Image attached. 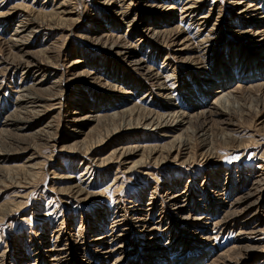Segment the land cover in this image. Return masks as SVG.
<instances>
[{"label":"rangeland","instance_id":"rangeland-1","mask_svg":"<svg viewBox=\"0 0 264 264\" xmlns=\"http://www.w3.org/2000/svg\"><path fill=\"white\" fill-rule=\"evenodd\" d=\"M107 1L0 0V134L4 133L3 138H0V144L4 145L5 150L12 151L15 145L26 149L12 151V153L11 151L0 153V159L3 160H0V167H26L27 169V171L15 170L17 174L14 173V175L17 177L12 180L7 178V184L4 180H0V210L5 204L10 205L14 210L12 213L5 212L6 216H2L4 212L0 211L2 213L0 214V257L4 253L7 257L4 264H26L24 261H28V264H48L46 256H41L42 249L45 247L42 246L43 240L41 239L47 236L44 244L46 241H57L55 230L58 231L60 228H63L64 232L63 237L59 236L60 243H65L69 233L73 234L76 231L80 235L82 232L77 239L80 244H84L86 241L83 242V240L88 239L85 243L86 249L83 251L72 247L73 250L75 249L74 254L83 255L90 264H104L100 257L98 258L99 254L97 256L94 244L89 243L93 237L108 236L113 242L114 250L121 246L122 241L117 238L121 231L140 225L136 220L137 216H134V213L129 214L132 211L127 210L129 202L132 203V207L134 205V207L143 206L145 210L151 209L147 213L149 215L147 228L149 234L154 233L153 237L160 239L157 244L162 248L161 251L164 254L161 257L164 256L166 261L179 257L182 260L180 263L192 259L188 263L191 264L194 259L200 257V253L196 251L202 246L214 247L220 250L217 253L221 254L231 246L245 244L256 249L253 254L244 257L246 262L264 264L262 250L264 249V237L259 239L260 236L255 238L247 234L240 235L246 215L242 217V221L221 222L225 204L240 197L241 193L246 192L250 184L264 173V89L261 88L258 91L259 88L254 86L261 82L264 84V80H247L250 75L257 73L259 75L263 71L251 73L255 64H249V66L247 64V68L242 73L244 67L239 66V70L236 67L237 62L234 67L226 66L229 69L227 72L224 71L225 73L220 69L233 56H239L237 61L247 56L252 63V59L258 58L257 55L260 53H262V60L259 63L264 66V50H260L262 46L260 43L264 42V28L254 26L258 18L264 17V0H144L143 5L137 8L138 12L130 17H135V14L142 16L143 21L139 23L141 26L137 25L133 28L135 32L131 31V27L130 29L127 27L128 23H123L119 27L120 25L111 22L114 13L108 9ZM129 1L124 4V8L129 7ZM137 1L133 0V4L135 5ZM62 3H65L67 11L73 13L70 17L72 20H68V23L60 22L57 16L51 17L54 7ZM242 7L257 8L259 11L243 16L239 14ZM206 15L209 19L208 24L205 27L198 25L199 22H205L199 19ZM160 16L166 17L168 23L173 19L172 25L156 28L157 31L161 30L160 40L156 41L148 35L145 38L140 37L141 33H145V29L151 26L150 22L154 25L158 23L155 18H160ZM26 22H29V26L34 24V28L29 29L25 37L28 43L32 44L29 51L34 60L42 64V72L45 74V78H41L43 85L41 87L37 85L38 90L30 93L36 101L43 100V105L49 109H42L40 119H30L27 115L24 116L21 111L24 106L18 100L25 96V93L27 94L24 87H33L34 83L39 82L36 80L38 75L36 77L33 71L23 74L21 67L14 69L10 66L8 68L7 63L2 64V60L11 62L8 59L12 55L20 56L19 51L11 49L12 43L7 42L18 39L16 33ZM259 29L262 34L253 35ZM32 30L35 34L28 38L27 35ZM164 33L175 34L174 38L178 36L179 41H187L184 47L190 57L196 55L195 52L200 42L209 40V43H206L208 54L202 57L205 58V63L198 65L195 62H182L179 61L180 59L171 58L170 62L172 65L176 64L174 68L177 70L172 67L167 68L169 59L164 54H174L177 47L172 46L173 42L166 46L169 39L167 35H163ZM104 35L109 38L110 44L106 45L98 41ZM111 35L115 39H122L120 42L125 46L118 42L119 47H113ZM115 39L114 41H117ZM256 41L260 43L257 44ZM44 50H49L50 53L47 54V51L40 53ZM161 54L163 57L157 59ZM131 56L134 57L131 60L143 58L146 60L147 67H152L156 72L161 70L159 73L163 74L162 77L170 78V80L167 83H163V80H150L143 74L128 68L131 60L127 62L117 58ZM77 62L81 64L78 65ZM111 64L114 68L117 66L119 68L117 70L121 72L125 71L121 70L122 68H128L130 71L125 75L121 72L108 74L107 70L111 68ZM48 66L52 67L51 72L48 71ZM201 70L205 72L202 73ZM98 71L100 73L96 75ZM86 72L93 73L95 79L84 82L81 74ZM225 74L228 78L236 79L242 76L241 80H236L235 82H238L228 91L239 89L236 92L238 93L236 108L241 110L244 118L231 121L228 116L222 114L212 117L213 121L209 129L213 130L214 147L218 149L216 153H212L215 154L213 158L211 152L200 149V141L194 138L192 142L188 141L189 144L191 143L190 148L182 147L178 159H176L175 151L170 155L164 152L161 157L156 155L150 158L145 167H135L134 171H126L127 168L117 157L114 160L102 162L114 149L133 148V146L162 148L178 138L181 133L179 131L176 133L172 127H166L161 130H148L151 131L148 139L122 142L123 136H133V134L146 132V130L127 129L125 124L117 122L109 127L110 131L114 132L120 129V126H123L124 130L113 135L109 142L104 144L108 140L106 139L108 133L104 132L106 126L99 125L93 117L86 116L102 118V116L113 115L122 110V108L117 111L109 110L113 108V105L116 106L114 102L107 110L95 112L96 103L99 101L98 103L102 104L103 99L111 94L112 88L118 89L112 90V93H118L121 89L130 93V95H123L125 101H130L129 108L135 104L140 109H145L146 112L151 111L155 115L163 116V114L178 112L179 108L185 105L183 111L193 116L194 113L207 111L212 106V110L222 111L219 106L211 105L214 102L211 97L208 102L197 105V109L191 111L189 109L196 105L193 104L196 100L188 101L186 98L196 96L197 87L201 86H204L202 88L205 89L203 91L205 94L211 80L217 83L216 86H221L219 84L225 79ZM127 76L130 78L127 81L134 80L135 82L133 81L131 85L125 84ZM54 85H59V88L51 91ZM251 87L253 89H250ZM20 90L22 92H19ZM40 90L42 91L36 94V91ZM53 93L57 94L56 98L50 97ZM170 93L173 94L172 97L165 100L164 96ZM41 97L48 98V100L41 99ZM30 101L32 99L27 102ZM127 101L125 104L128 105ZM167 104L174 106L175 110L165 108ZM26 105L32 106V103ZM35 105L41 104L36 103ZM76 105L81 108V111L75 110ZM15 107L16 110H14ZM44 110L47 111L46 114ZM19 111L20 116H24L26 120L15 118ZM86 119L90 120L85 122ZM219 122L220 125L223 122L225 124L231 122L229 132L234 134V144L237 143L233 144L234 147L221 144V127L216 125ZM98 125L103 134L102 137L106 139L102 145L97 144L100 140L97 134L94 136L90 134V130L94 128L97 130ZM38 133L40 134L37 135ZM190 135L191 133L186 138L183 137L182 141L189 140L190 138H187ZM21 136H36V138L29 137L24 143ZM41 140L44 146L35 151L32 142L40 143ZM73 147L75 150H72ZM89 147L93 149L87 156L86 151ZM139 155L141 156V153L134 154L126 165L133 166L134 164L130 163L138 162ZM185 160L187 163L183 164ZM32 166L36 168L30 169ZM15 171L12 170L10 173ZM215 172L220 175L218 181L220 186L226 189L224 197L216 195L218 184L215 185L217 181L214 182ZM212 183L215 186L211 185ZM74 186L84 191L81 197L65 192L67 188ZM167 187L173 195H184L188 198L187 209L191 215L190 220L200 219L198 222L192 220L190 228L184 222L178 225L180 221L171 220L167 212L159 218L162 208L160 196ZM154 189L158 193L157 200H151L154 196ZM150 202L152 204L148 206ZM124 208L129 211L125 214L128 220L126 218L120 220L121 210L123 211ZM248 219L251 220V217ZM151 227L156 229L150 230ZM136 230V232L131 230L133 233L131 232L130 237L132 238L124 251L127 257L121 260L120 264H146V260L150 262L149 260L152 259L148 256L155 254L152 249L149 250L153 246L145 244V239L138 236V229ZM189 230L193 233L189 234ZM210 237L217 239L212 241ZM194 253L195 256L191 257ZM252 257L254 260L248 259Z\"/></svg>","mask_w":264,"mask_h":264},{"label":"bare ground","instance_id":"bare-ground-1","mask_svg":"<svg viewBox=\"0 0 264 264\" xmlns=\"http://www.w3.org/2000/svg\"><path fill=\"white\" fill-rule=\"evenodd\" d=\"M128 1L129 0H110V1L108 0L107 1L108 2L107 6H108V9L113 11V13H114L113 18L111 19V22L113 24L114 23L118 24V25H120L119 27H121L122 26L121 24L128 23L127 27H129V29L131 27V31L135 32V30H133V28H136L137 25H140L139 23L143 21L142 16H139V15L135 14V17H133V18H130V17L135 12H138L137 8L141 7L143 5L144 0H138L135 5L133 4L134 3L133 0L129 1V3H128L129 7L126 9V8H124V4L127 3ZM236 2H238V1H236ZM65 3L60 4L56 8L54 7L53 14H52L51 17L57 16V17L60 18L59 19L60 22L68 23L67 21L71 19L70 17H71V15L73 13H71L70 11L66 10ZM237 4L238 3H236V5ZM243 7H245V6H243ZM243 7H242V9L239 12V14L243 15V16H245L246 14L247 15H251L252 13L259 11V9H257V8L252 9V7H250V8L246 9V8H243ZM127 10H129V11H127ZM43 15H45V13ZM60 16H62V17H60ZM161 16H160V18H155L156 21L158 22V23H155V25L152 24V22H150L152 27L149 26L147 29H145V33H141L142 36L140 35V37L145 38V36L148 35V36L152 37V39H155L156 41H159L160 40L159 36H161L160 35V31L161 30L157 31L156 28L160 29L162 27H168L169 25L173 24L172 23L173 19L168 23L166 21L167 18L166 17H161ZM63 18H65V19H63ZM199 20H201V21L205 20V22H203V23L199 22V24H198V25H201L203 27H205L208 24V21H209L207 15L204 18H201ZM256 21H258V22H256V24L254 26H256L257 28L260 27V29H263L264 28V17H260ZM21 26L22 27H20L19 31L16 33V36H17L18 39L16 41H12L11 40V41L7 42V43H12L11 49L14 48L17 51H19L20 56L19 57L16 56L17 54L15 56L12 55L8 59V61L10 60L11 62L8 63V62L2 60V64L4 65V63H7L6 66H8V68L10 66V67H14V69H17L18 67H21V70L23 69V72H22L23 74H28V72L33 71L35 76L38 75V77L36 76L37 77L36 80L39 81V82L37 84L34 83L33 87H28V88L24 87L25 90L27 91V94L25 93V96H23L21 99H18V98L17 99L20 102H22L21 104H23V106H24L23 110H21L23 112L24 116L27 115L30 119H34V118L35 119H40L42 117V116H40L41 113L43 112L42 109H44V108L47 109L46 105H43V103H42L43 100L36 101L35 98H33L30 95V93L33 90H38V88L43 85L42 84L43 80H41V78L42 77L45 78V74L42 72V64L38 63L36 60H34V57L32 56L31 51H29V49L31 48L32 44L28 43L29 42L28 39L25 38L26 37V32H28V30L31 29L34 26V24L29 26V22H26L25 24H23ZM260 29L257 30V32H255L253 35L262 34V32H260L261 31ZM34 34H35V31L32 30L27 35V37L29 38L30 36H32ZM163 35L164 36L167 35V39H169V40H167V43L165 42V39H164V42L166 43V46L173 42L172 46L173 47L174 46L177 47L174 50V52H173L174 54H164V56L166 55V57L169 59L168 60V64L169 65H167V68L172 67L173 69L177 70L176 68H174L176 66V64L175 65L171 64V62H170L171 58H173L174 60L180 59L179 61H182V62H191V63L195 62L198 65H203L205 63V61H204L205 58L203 59L202 57H206L207 54H208V51H206V49H207L206 43H209V40H206V41L204 40V41L200 42V45L197 46V51L195 52L196 55L190 57V56H188L189 53H186V48L184 47V45L187 43V41H183V42L179 41V37L178 36L176 38H174L175 34L172 35L171 33L170 34L169 33H167V34L164 33ZM105 36L106 35L102 36L101 37L102 39H100L98 41H102L106 45H108V44H110V40H109V38H106ZM110 38L112 40V46L113 47H119L120 43L122 44V46H125V44L120 42V41H122V39H119V38L115 39V38H113L112 35L110 36ZM114 39L117 40V41H114ZM20 41H21L22 44L20 43ZM118 42H120V43H118ZM255 43L259 44L260 42L256 41ZM126 44H128V43H126ZM260 45L263 46V47L261 46L260 50H264V42L263 41L260 43ZM28 46H30V47H28ZM126 49H123V50H126ZM194 49H196V47ZM49 50L40 51V53H42V52L45 53L47 51V54H49L50 53ZM162 55L163 54L159 55L157 57V59L158 58L161 59V57H163ZM260 55L258 54L257 55L258 58H255L254 60L252 59V63H251V60L247 56L245 58H243V59H239V61H237L239 56H237V57L233 56V58L231 60H228V63L223 64L222 68H220V69H222L223 72L224 71L227 72L229 68H226V66L234 67V66H236V62H237V66L236 67L239 70H240L239 66L244 67L243 70L241 71L243 73L245 71V69L247 68V66H246L247 64H248V66H249V64L250 65L255 64L254 68H253V71L251 73H253L255 71H258V72H262L263 71V73L262 74L260 73L261 75L260 74L257 75L258 73L257 74H253L252 76L250 75L249 77H247V80H249V81H257V80H261V79L264 80V66L260 65V63H259L260 60H262V53H260ZM47 57H48V55H47ZM229 57H231V56H229ZM25 58H27V59H25ZM117 58H120V59L128 62V61L131 60V58H134V57L131 56V57H117ZM167 58H166V60H167ZM145 62H146V60H144L143 58H137L135 60L132 59L130 61V65H129L130 67H128V68L130 70L138 72L139 74H143L145 77H147L150 80H156V81L163 80V83H167V81L170 80V78L167 79V77H166V79H165V78L162 77L163 74L159 73L161 70L159 72H156V70H154L152 67H147ZM240 62H243V63H240ZM76 64L79 65L81 63L77 62ZM118 67H120V66H118ZM50 68H52V67L48 66V71L51 72L52 70ZM128 68L127 69L126 68H122L121 70H125V71L121 72V71L117 70V69H119V68H117V66L114 68L112 66V64H111V68L109 70H107L108 71L107 73L108 74H110V73L119 74L121 72V73H123L125 75V74H127L128 71H130ZM161 69H162V67H161ZM204 69H206V67ZM204 72L205 71H202V73H204ZM98 73H100V72L99 71L96 72V75H98ZM238 74H239V72H238ZM81 76H82L81 78H84L83 79L84 82H86V80H89V81L92 80L93 81L95 79V76H94L93 73L86 72V73H82ZM213 77H215L214 74H213ZM213 77H212V79H213ZM224 77H225V79L222 82H220V84H219L221 86H219V87L216 86L217 83L215 84L214 83L215 81L211 80L209 82L210 86H207V90H206L207 92L205 94H203V91L205 90V89H203L204 86H201V87H197V91L195 92L196 96H194L193 98L192 97L186 98L188 101H191V100L193 101V99L196 100L195 102H193V104H196V105L192 106L193 108L190 107V109H189L191 111H193L194 109H197V107H198L197 105H199L201 103H204L205 101L208 102L210 100V97L214 100L213 104H211V105L219 106L222 109V111H219V109L212 110L213 109V106H212L207 111L203 110L202 112L194 113L193 116L191 114H186L187 112L183 111L185 105H184V107H182L183 109L180 107L178 112H172V114L169 113L167 115L163 114V116L155 115V113L153 114L151 111L150 112L149 111L146 112V111H144L145 109L142 110L135 104L132 105V107L129 108L128 106L130 105V101L126 100L129 104L128 105L125 104L126 101H125V97H123V95H126V94L130 95V93L129 92H125L122 89L119 90L118 93H116V92L112 93L114 90L115 91L118 90L116 88L115 89L112 88L113 91L110 90L111 94H109V96H107V97L104 96L105 98L103 99L104 101L102 102L103 105L99 104L98 103L99 101L96 103L97 106L94 108L96 110L95 112H102V110H104V109L107 110V108L111 107L113 105L112 103H114V102L116 103V106L113 105V108H111V109L109 108V110L117 111V109H121V108H122V110L118 111L117 113H115L113 115L102 116V118H98V117L91 116V115L90 116H86V117H93L94 121L98 122L99 125L103 124V125L106 126V128L104 129V132L108 133V135L106 137V139H108V140L106 141V143H104L106 139L104 137H102L103 134L99 130L100 129L99 125H98L97 130H96V128L90 130V134H92V136L97 134V136L100 138V140L97 141V144H100V145H102L103 143L107 144V142H109L110 138L113 135H116V134H118V132H121V130H124V129H122L124 127L120 126V129L115 130L114 132L110 131L109 127L112 124L117 123V122H118V124H125L126 125L125 127H127V129H133V128L135 129L136 128V129L146 130V132L136 133V134H133V136H129V135L126 136L125 135V136H123L124 139L123 140L121 139L122 142H133V140L134 141H139V140H143V139H148V137L150 136L149 132L153 131V129L161 130V129L166 128V127H168V128L172 127L174 130H176V133H178V131L181 132V133H180L178 138L173 139L172 142H169V144L164 145V147H162V148H151V147H149V148H140L138 146H133V148H118V149H114L107 156V159L104 158L102 162H105L107 160H114V158L117 157V159H119L120 162L123 163V165L127 168V169H125L126 171H134L135 167H137V166L138 167H143V166L145 167L146 163L149 161L150 158L155 157L156 155H158V157H161L164 152H167V154L170 155V154H172L175 151L177 153L176 159H178L179 158V154H181L180 151L182 150V147H185V148L189 147L190 148L191 143L189 144L188 141L192 142L194 138H196V140L200 141V144H201L200 145L201 146L200 149L202 151L206 150V152H208V153L211 152V154L212 153H216L218 149H215V147H214L215 146V144H214L215 135L213 133V130L209 129L210 128L209 127L210 123L213 121L212 117L214 115L222 114V115L228 116L229 120H231V121L232 120H238V119L240 120V119L244 118L243 114H241V112H240L241 110L239 108H236V105H237V102H238V96H237L238 93H236V92H238L239 89L238 90H233V91H228V90H230L231 87H233L234 84H236L239 80H241L242 76H238V78L236 79L234 77L228 78L227 75L225 74ZM256 77H262V78H256ZM127 79L130 80V78L127 76V78L125 80V84L128 83L129 85H131V83L134 81V80H132V82L131 81H127ZM213 80H215V79H213ZM236 80H238V81L235 82ZM261 83H259V85H254L255 87L259 88L258 91H260L261 88L264 89V84H261ZM21 84H22V82H21ZM21 84H19V85H21ZM37 85H39V87H37ZM214 87H216V88H214ZM253 87H251L250 89H253ZM56 88H59V85H56V86L54 85L53 88L51 87V91H56L55 90ZM41 91L42 90L36 91V94L40 93ZM19 92H22V90H20ZM53 94L50 95V97L56 98L55 96L57 94L56 95L55 94L53 95ZM112 94H114V95L112 96ZM172 95L173 94H171V93L168 94V95H165L164 99L167 100V99H169L170 96L172 97ZM18 96H19V94H18ZM116 97L118 98L117 100H116ZM30 99H32V101L27 102ZM41 99H44V98L41 97ZM18 100H17V102H18ZM44 100L47 101L48 98L44 99ZM105 101L107 102L106 104H105ZM27 103H32V106L26 105ZM36 103H40L41 105H35ZM99 105H102L101 108H98ZM76 108L77 109H75V110L81 111V108H79V106L76 105ZM165 108L170 109L171 111L175 110L174 106L171 107L168 104L165 105ZM14 110H16V107H15ZM47 110H49V109H47ZM13 112H15V111H13ZM46 113H47V111L44 110V114H46ZM248 114H249V116H251L250 112ZM11 116H15V115H11ZM24 116H20V111H19L15 118H17V120H26V118ZM87 120H90V119H86L85 122ZM230 123L225 124L223 122V124L220 125V122H219L216 125L221 127V129H220L221 130L220 138H221V142H222L221 144H223L225 146H228V147H232V146L234 147V145L237 144V143L234 144V140H235L233 138L234 134L229 132V128L231 126ZM133 124H135V125H133ZM148 130H151V131H148ZM181 130H183V131H181ZM43 131H45V130H43ZM209 131H210V133H209ZM161 132H163V131H161ZM5 133H8V132H5ZM98 133L101 134V136ZM189 133H191V135L188 136L187 139H189V138L190 139L187 140V141L186 140L182 141L183 137L186 138V136ZM3 134H0V138H3V136H4ZM39 134L40 133H38L37 135H39ZM21 137L23 138V140L20 137L19 138L24 143L27 142L29 137L36 138V136H34V137L33 136H27V137L21 136ZM32 144L34 145L33 148L35 149V151L40 150L42 148V146H44L42 144V140L40 141V143L38 141H33ZM9 148L11 149L12 147H9ZM13 148H14L12 150L13 152L26 150L25 148L24 149L19 148L18 145H15ZM3 149H4V145L0 144V153H2V152L3 153H7V152L11 151V150H5V149H4L5 150L4 151ZM73 149L75 150L74 147L72 148V150ZM92 149L93 148H91V147L88 148V150L86 151V155L87 156L90 154ZM12 151H11V153H12ZM138 153H141V156L139 155L140 158H139L138 162L132 161V163H130V164H132V165L134 164V165L131 166V167L127 166L126 164L133 158L134 154H138ZM214 156H215V154H212V158ZM0 160H2V159H0ZM213 161H216V160L213 159ZM182 163L186 164L187 161L185 160ZM216 164H217V162H216ZM35 168H36L35 166L30 167V169H32V170H34ZM12 170L13 171H15V170L27 171L26 167H16V168H13V167L12 168H6V167L2 168V167H0V180L1 181L4 180L5 184H7L6 183L7 178H10L12 180L13 178L15 179V177H17V175L16 176L14 175V173L17 174L16 171L13 172V173H10V172H12ZM87 172H85V173H87ZM146 175H148V174H146ZM34 176H36V174H34ZM219 180H220V175L217 172H215V180H214V182L217 181V183H215V185L218 184L216 186V189H218V191L216 192L217 193L216 195L218 197H220V196L224 197L226 189H222V187L220 186V184L218 182ZM18 184H22V183H18ZM211 185H214V183H212ZM214 186H212V188H214ZM168 188L169 187H167V188H165V190H163V192L161 193V196L159 195L160 196V203L162 205V208L160 209L161 213H160L159 218L160 217L162 218L167 212L169 214V217L171 218V220L180 221L179 222L180 224H178V225H181L184 222V223H187L188 224V228H190L192 220L198 222V220H200V219L197 220V218H195V219L190 220L191 215L189 214V211L187 209V207H188V205H187L188 198H186V196H184V195L183 196L179 195L180 197L179 196H175L170 191H168ZM248 188L249 189L246 192L241 193L240 197H238L237 199H235L234 201H232L229 204H225V206H224L225 210H224V212H222L221 222L227 223L229 220H233V221H237V222L240 221V220L242 221V217L244 215H246L245 216L246 218L244 217V219H243L244 227L242 228V232L240 233V235L247 234L248 236H251V237L254 236L255 238H258L260 236L259 239H262L261 237H264V226H263L264 225V173L260 174L250 184V186ZM153 191H154L153 192L154 196H152L153 199H151V200H154V199L157 200L156 196L158 195V193H157V191L155 189ZM65 192H70V194L71 193L72 194L73 193L77 194V196H79V197H81V195L84 193V191L81 190V189H78L77 186L67 188ZM216 199H215V201H216ZM134 200H133V202H134ZM151 204L152 203L150 202L148 204V206L151 205ZM3 207L4 208L0 210L1 212H4L3 214L0 213V214H2V216H6V214L8 212L9 213H12V211L14 212V210H12L11 206L8 205V204H5V206H3ZM127 210H131L132 212L129 213V211H126V208H124L123 211L121 210V216H120L121 219L120 220H123V218L124 219L126 218V220H128L127 219L128 217H126L125 214L134 213V216L135 215L137 216L136 220H137V222L140 223V225L138 224L136 226H131L130 228H126V229L121 231L120 235H118V237H117V238H119L122 241L121 242V246L118 247V249H116V250L113 249V246H112L113 242H112L111 238H109L108 236H106V237H104V236L103 237H100V236L93 237V239L89 243V244H94V248L97 251L96 254H97V256L99 254L98 258L100 257V259L103 261L104 264H108V262H110L109 264H120L122 262L121 260H124L127 257V255L125 256L124 251H125V248L127 247V243L130 241V238H132V237H130L132 235L131 232L132 231L136 232L137 231L136 229H138V236L143 237V239H145V244H148L150 247L151 246L154 247V248L151 247L149 250L152 249L153 252H155V254H152V255L148 256V258L151 257L152 259L149 260L150 262H147V260H146V264H169V262H170V264H184V263L188 264V263L191 262L192 259L189 260L188 262L184 261L183 263H180V262H182V260H180L181 258H179V257H178V259H174L172 261H166L163 258L164 256L161 257L164 254V252L161 251L162 248L160 247L159 244H157L158 240H160V239L154 238L153 237L154 233L149 234V229L147 228L148 227V223H149V220H148L149 215L147 213H149V211L151 209L150 210H148V209L145 210V207H143V206H135L134 207V205L132 207V203L129 202V209H127ZM5 212H7V213H5ZM250 217H251V220L248 219ZM132 219H134V218H132ZM99 223L102 224V222H99ZM125 224H126V222H125ZM197 224H199V223H197ZM215 224H217V223L215 222ZM203 227H204V225H203ZM214 227H216V225ZM155 229L156 228H152L151 227L150 230H155ZM112 230H114V229H112ZM63 233H64L63 232V228H60V230H58V231L55 230V234L58 237V238H56L57 241H55V240H54L55 242H53V241H48L47 242L46 241L45 244H44V241L47 239V236H43V239H41V240H43L42 246H45V247H44V249H42L41 256H46V258H47L46 261H48V264H90V262H87L84 259L85 257L83 255H80V254L79 255H77V254L75 255L74 254V250L75 249L74 250L72 249V247L76 248V249L78 248L79 250H83V251L86 249L85 248V243H87L88 239L83 240V242L86 241L84 244H80L79 243L80 242L79 239H77L81 235L82 232H80V235L76 231L73 232V234L68 232L69 234L66 237V239H67L66 241L67 242L65 241V243H62V242L60 243L59 236L63 237L64 236ZM188 233L192 234L193 232L191 233V231L189 230ZM197 234H198V232H197ZM167 237H168V235H167ZM208 238H209V236H208ZM214 239H217V238H213L212 241ZM250 239H252V238H250ZM83 242H81V243H83ZM155 246H156V248H155ZM199 250H202V251H199ZM199 250H197L196 252L200 253L199 254L200 257L194 259L191 264H249L250 262H246L244 257L246 255H248V254H253V252H255L256 249H254L250 245L243 244V245H240V246H233V247L231 246L230 248H228L227 250H225V252H223L221 254H218L217 252L220 251V250H217L216 248L214 249V247H207V246L203 247L202 246V248L200 247ZM262 250L264 252V249H262ZM127 251H129V250H127ZM66 253L69 254V255L67 256ZM179 253H180V251H179ZM195 253L192 254L191 257H194ZM4 254H6V253H4ZM4 254H2L1 257H0V264H4L7 261V257L4 256ZM202 254H204V255H202ZM121 255H123V256H121ZM152 256H154V257H152ZM248 259L249 260H252V259L254 260L253 257L252 258H248ZM17 263H18V261H17ZM24 263L28 264L29 262L28 261L27 262L24 261ZM36 264H38V263H36Z\"/></svg>","mask_w":264,"mask_h":264}]
</instances>
